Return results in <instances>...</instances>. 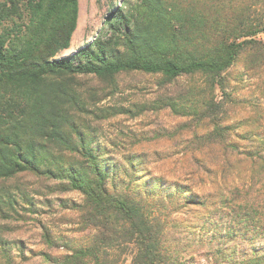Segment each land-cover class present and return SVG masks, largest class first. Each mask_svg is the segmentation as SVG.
Here are the masks:
<instances>
[{
    "label": "trees",
    "instance_id": "1",
    "mask_svg": "<svg viewBox=\"0 0 264 264\" xmlns=\"http://www.w3.org/2000/svg\"><path fill=\"white\" fill-rule=\"evenodd\" d=\"M263 4L122 0L93 42L59 57L77 29L79 0H0V183L30 172L56 180L58 191H79V224L93 233L85 245L47 254L50 264H110L113 249L119 264L128 245L130 264H182L188 251L182 236L198 225L189 227L183 214L194 211L197 222L207 215L208 227L219 219L209 212L218 206L231 209L226 238L243 226L264 236V200L246 188L264 179V106L226 91L227 71L246 50L264 68V43L257 39L264 31ZM134 71L158 76L160 87L152 102L134 108L99 106L96 93L85 92L78 79L112 80ZM151 109L188 118L181 131L210 149L191 163L192 173L210 175L212 198L184 197L188 184L178 182V194L164 192L162 177L145 181L143 189L132 187L139 171L132 159L130 183L123 189L115 184L94 122ZM2 190L0 212L14 209L17 197ZM44 239L58 245L48 230ZM206 247L214 251L212 241ZM233 249L220 252L224 263L264 264V253L241 257ZM216 255L209 254L207 264H218Z\"/></svg>",
    "mask_w": 264,
    "mask_h": 264
},
{
    "label": "rangeland",
    "instance_id": "2",
    "mask_svg": "<svg viewBox=\"0 0 264 264\" xmlns=\"http://www.w3.org/2000/svg\"><path fill=\"white\" fill-rule=\"evenodd\" d=\"M79 2L78 26L71 46L62 51L59 57L73 54L78 48L93 42L105 27L112 6L116 3L121 5L122 0ZM257 39L264 43L263 37L257 36ZM251 54L246 50L237 64L227 71L229 86L226 91L232 92L235 97L260 100L264 106V68L259 67L257 61L249 60ZM78 79L85 92L96 93L95 99L99 106L134 108V104L137 107L152 102L160 92L159 77L140 71L121 73L112 80L93 75H80ZM217 94H222L218 87ZM186 122L188 118L175 115L169 109H151L137 116L121 114L95 121L97 141L105 153L104 157L112 164V172L117 174L115 184L118 188L123 189L130 183L129 159H132L139 170L135 179L131 180L132 187L143 189L145 181L162 177L166 185L164 192L172 190L171 194H178V182L188 184V192L184 193V197L195 194L212 198L214 188L210 175L205 172L192 173L194 166L191 163H194V159L203 160L201 155L210 152V149L208 151L207 147L197 143L190 132L181 131L179 127ZM196 146L198 148L193 150ZM248 185L247 182L246 188L250 194L264 200V179L253 186ZM0 186L3 194L6 195L7 190L17 197L14 209L5 208L0 212V264H50L46 259L47 254L60 256L67 252L66 245L89 243L93 233L81 228L79 213L74 207L77 203H83L84 196L79 191H58L56 180L30 172L19 174L14 179L0 183ZM235 194L229 196L236 198ZM209 212L211 217L219 219L208 227L203 225L207 215L197 222L199 218H196L197 213L194 211L183 214L184 219L189 221V227L198 225L192 234L185 232L182 236L181 241L188 249L187 255L181 260L182 264H207L209 254H217L213 257L219 260L218 264H226L220 252L229 248H235L236 256L241 257H251L255 252L264 253V236L248 227L246 229L243 226L239 230L235 227L234 235L226 238L225 228L231 218L229 206H218ZM217 228L220 233L215 234ZM46 230L57 239V246L51 247L46 243ZM211 241L214 244L212 253L206 247ZM124 248L119 264H130L133 246ZM118 254L116 249L109 250L106 257L108 262L116 264ZM209 260L213 262L212 258Z\"/></svg>",
    "mask_w": 264,
    "mask_h": 264
},
{
    "label": "built area",
    "instance_id": "3",
    "mask_svg": "<svg viewBox=\"0 0 264 264\" xmlns=\"http://www.w3.org/2000/svg\"><path fill=\"white\" fill-rule=\"evenodd\" d=\"M257 36H258L259 38H260V37H263V39H264V31L260 32Z\"/></svg>",
    "mask_w": 264,
    "mask_h": 264
}]
</instances>
